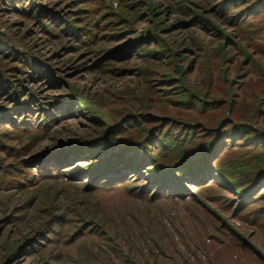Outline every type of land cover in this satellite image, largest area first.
Returning <instances> with one entry per match:
<instances>
[{"label": "rangeland", "instance_id": "1", "mask_svg": "<svg viewBox=\"0 0 264 264\" xmlns=\"http://www.w3.org/2000/svg\"><path fill=\"white\" fill-rule=\"evenodd\" d=\"M0 264H264V0H0Z\"/></svg>", "mask_w": 264, "mask_h": 264}, {"label": "trees", "instance_id": "2", "mask_svg": "<svg viewBox=\"0 0 264 264\" xmlns=\"http://www.w3.org/2000/svg\"><path fill=\"white\" fill-rule=\"evenodd\" d=\"M192 149H193V148H191V150H190V149L186 150L187 155H188V154L190 155V154L193 152ZM183 160H184V159H180V161L176 162L177 159H176V160L173 159L171 162L180 163V162H182ZM171 166H177V165H175V164H171Z\"/></svg>", "mask_w": 264, "mask_h": 264}]
</instances>
